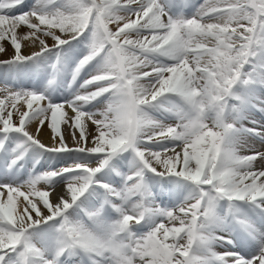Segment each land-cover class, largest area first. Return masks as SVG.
<instances>
[{
  "label": "rangeland",
  "instance_id": "1",
  "mask_svg": "<svg viewBox=\"0 0 264 264\" xmlns=\"http://www.w3.org/2000/svg\"><path fill=\"white\" fill-rule=\"evenodd\" d=\"M65 1L66 0L63 2ZM136 1L138 0H68L70 6L66 4L64 7L66 6V8H68V10H66L68 13L73 10L71 9L72 7L75 8L72 11L74 19L71 20L72 23H70V25H66L67 29H65L64 23L66 22L68 24L72 14L69 13V15L66 13L65 8H63L64 10L60 8L57 5V0L55 2L52 0L49 6L51 18L49 17L47 23H52L51 29L54 32L58 34L63 33V36L66 32V34L69 33L70 37L62 40L63 36L55 35V33L50 30H43V32L39 31L35 33L36 36L33 38L35 44L38 42L41 44L42 42V40H40L41 38L39 39L37 35L50 38L55 43H53L52 45L54 46L51 45L45 53L43 51V56L39 57L38 53L34 56L36 61L38 57L44 58L46 55L51 57L50 60H46L48 63L44 69L45 76L43 75L39 82L43 81L49 86L57 82L61 84L59 85L62 86L64 90L69 91L70 85L66 84L68 81L67 78L70 74L73 75L72 73L75 71L77 73V68H80L75 62L73 63L75 57L79 58L80 55L75 54L74 56L71 52H75L79 47H82L85 51V53L80 56L82 62L88 58L93 59L88 60L90 67L81 69L80 79L83 82L82 87L87 86L84 77L86 73L92 69L99 70L106 74V78H108L105 80L106 86H111L113 90L110 92L109 98L107 96V98L104 99V103L109 106V109H116L117 111L115 115L116 117L118 116V119L111 123L117 142L123 144V148L121 151L119 150L120 155L115 159H119L122 173H126L130 176L129 183H127V185H121V182L113 184L106 180V186L103 187L102 191L97 192V212L92 215H82L83 217L85 216L84 219H89L91 224V227L84 229L85 224L81 221L79 213H77L74 208L69 209L65 213L64 208L61 209L65 206L67 200L74 195L72 186H75V184L69 180V178H72L75 174L67 172L68 168L64 161L57 160L53 166L47 169L45 167L42 170H37L39 175H32L31 172L26 173L27 176L24 178L27 184L25 183V186L29 193L34 192L33 187L38 185V183L45 187H52L58 181L61 183L60 187L56 188L58 193L52 199L53 201H49L45 205L38 204L39 209L32 214L33 219L45 217L43 211L46 209L47 212L45 215L54 211L58 216L53 220L49 218H44L43 220L42 218L40 224L35 220L22 222L19 221L18 218H4L0 214V264L12 263L10 258H2L4 253L14 244L19 245L17 248L18 252H15L16 254L14 255L16 261L19 259L22 264H52L43 262L41 259L23 257V245L26 246L39 243L42 245V249L45 253L53 256L65 249L70 252L69 249H71V247H76L81 250L84 233H90V235H94L97 238V256L99 259H104L105 264H120L119 258L117 257L120 254L127 258L128 264H193V262H189L187 259L185 260L176 255L175 249L172 251V247L169 246L174 244L172 241H165L167 247L171 249L168 250V254L165 250L160 251V249H164V245L159 235L154 233L153 229L156 228L157 224H161L162 227L160 236H163V231H175L178 226L185 225L188 221H193L197 227H210L215 234L218 232V236H223L231 234L235 230V226L228 221V216H225V208L223 207L229 208L230 213H233L234 217H237L238 221H241L242 224H250L257 216H264V202L262 206H260L258 213L253 211L248 212L235 204V206H233L230 204L232 203L230 200H228L226 204L225 202L219 203V199L222 197L220 191L224 184L217 183V180L216 182L213 181L212 176L214 175V179L215 176L218 179V176L222 172V165H224L225 162L215 163L214 166L211 161L214 160L219 151L224 152L226 150L222 144L225 132L222 127L218 129L215 121H212V124L210 123V125L207 126V130L203 131V135L208 138L200 137L201 135H199V133L201 131L198 129L199 126L196 121L191 123L192 126H186L183 122L184 118L186 119L189 113H183L184 115L179 114V117L173 116L174 118L167 117L166 115L171 113L173 107L176 111H180L181 108L179 104H177L178 106L176 107L175 102H180L181 98L179 97L181 96L177 97L176 95L175 97V92L179 93L183 91V88L180 89V86L177 85L176 90L170 94V92H166L170 90L168 82H166L167 84H159V79L164 78L166 76L165 74H168L167 69L169 66L171 67L172 64H174V61L167 56V52H174L176 49H178L179 52H183L193 47L196 50L203 49L201 52L191 53L192 56L188 63L189 66L188 64H181V68L183 69L180 70L179 76H191L199 83V86L197 84L196 86L195 84L192 86L193 90L196 91L198 89V91L190 94L191 98H196L197 95L202 96V94L204 95L205 93H207V95L205 94L206 96L204 95L205 97L212 96L215 92V94H217L216 102L209 104L211 108L208 113L210 117L216 118L218 114L225 113L229 106H235L236 103L230 104L232 103L230 92L232 91L231 89H234L232 88L233 83L235 80H238L242 85H238V88L244 90L246 95L253 94L251 97L260 101L255 99V101L260 104L262 113H264V0H253L255 7L253 11L249 9V6H251L249 0H189L191 1V5H188V7H186L187 4L185 0H178V2L175 3L176 14L178 8L181 9L182 6H184L186 10L182 12L181 17L176 18L175 16L171 19V24L174 25H171L169 31L172 32L173 35L172 42L168 41V43L165 42L163 38L166 29L160 26L161 23L159 20H155L154 18L151 23L152 26L150 27L139 26L141 22L146 23L148 13L144 11L142 7L135 5L137 4ZM21 2L23 3V0L20 1L18 5H20ZM161 2L163 6L164 0ZM171 2L170 0H165L167 5L171 4ZM32 4H34V2ZM153 8L163 12L161 6H153ZM218 9H221V11H218ZM27 12L28 9L20 7L8 16L11 17L10 19L14 18L19 20V17ZM89 14H91L90 17ZM174 19L179 20L181 23L179 24V21ZM176 23L179 25L177 26ZM3 30L5 33H2L3 36L1 41L11 50V40L8 37L7 30L5 31V28ZM106 35H108V37ZM208 46L209 48H207ZM3 48H0V50ZM39 48L40 46L36 49ZM28 49H30V47ZM204 49H206V51H204ZM114 50L120 54L121 60H116ZM144 53H151L152 56H158V58H160L157 59V61L159 60L157 64L160 65L159 68L161 70L155 77L152 76V72H147V75L143 74L145 70H150L147 68L146 64L142 65L145 61ZM207 53L209 57H207ZM201 54H205V56ZM70 55L73 56L70 57ZM184 55H186V53ZM152 56L150 57L153 58ZM10 57L12 56L2 57L0 55V62L3 63L2 60L4 59L10 62ZM201 58L207 59L202 69V73L204 74L201 73V70L195 71L198 69V61H200ZM169 59H171V62ZM81 60H78L77 64ZM16 61L18 60L16 59ZM59 64H61V67ZM64 68L65 70H63ZM4 69L5 68L0 67V79L2 80L9 79L12 75H17L21 68L16 66L14 69L11 67L8 71ZM140 69H143L142 74H138ZM124 71V76L127 77L129 81L133 79H135L137 83L143 81L147 83L146 88L137 91L135 88L133 90L132 86L134 83L129 84L131 87L126 85L123 82V79H127L123 77ZM140 75L144 76V79H139ZM201 76L202 79H205L204 81H207V84H205L206 87L202 86L204 84H202ZM136 78H138V80ZM181 81H179V83ZM1 84L0 82V88ZM89 87H92V85L90 84ZM204 88L206 92H201L200 89L203 90ZM78 90L79 88L77 87L75 91ZM158 90H162V93H157L160 99L159 101H154L152 100V96H155L154 93L156 91L158 92ZM188 90H190V87ZM141 91L142 93L140 94ZM38 92V89H36L30 94L33 93V95H37L39 94ZM15 96L16 93L14 94V92H11V94L6 93L5 95L0 91V136L5 134L4 137L8 140L4 147H0V165L2 166V170L5 171V175L11 172L13 173L17 171V169L22 172L26 170L23 162L17 163V160H12L9 157L11 155L20 156L24 149L29 146L28 144L31 146V144L36 143L33 134L23 127L29 113L22 114V112H20L21 109L16 107L14 102ZM2 97H4V99ZM110 98H113L115 102L118 103L116 104L117 108H111L115 102H113L111 106ZM192 99L190 101L194 103ZM183 101L186 100L183 98ZM138 102L141 104V107H139L140 105ZM152 103L158 107V109L160 108V111H162L161 114L164 115V117H160L162 120H157V123L151 120L156 124H152L148 120L145 121L148 115L144 111V105L145 107L147 106L146 108H149V104ZM188 103L190 104V102H187V104ZM80 104L87 106L90 103L82 100ZM131 104H133L135 112L132 124L131 121L128 120L127 115L128 107ZM4 106H8L10 112L8 111L7 113L1 114ZM243 107L246 108L245 105ZM198 110L200 109H196L197 113L199 112L200 115H203ZM156 116H158V114H156ZM188 127H194V129L190 131L191 128ZM103 128L105 129L106 126H103ZM163 130L164 133L160 134L163 135L164 138H174L176 140L178 139L177 135L183 136L180 145L185 146L184 149L188 161L194 169L191 174L192 178H188V183L182 182L178 185L176 181H172L171 184L167 185L162 183L160 187L165 191L171 190L175 194H180V188L182 191L188 189L187 191L189 194L187 195L186 192L185 194L187 196L181 198V202L186 206L188 205V213L187 216L175 217L173 211L169 210L168 205L163 206L157 201L158 204L151 202L150 206L154 208H151L148 214L143 215L141 217L143 219L138 220L140 217L138 214H134L133 204L129 200L131 197L135 198L137 195L135 186L137 185L141 171L143 169H151L154 164L146 163L148 161L144 160L143 162L140 161L139 158L135 156V148L141 145V143L153 140L152 132H163ZM132 135L133 137L131 138ZM84 139L85 138L80 139V142H83ZM200 139H205L206 141L201 144L199 141ZM124 143L128 144L125 145ZM68 153L69 150L58 153L55 156L61 157ZM44 159L46 160L47 158ZM152 161L154 163V159ZM152 169L153 171L156 170L153 167ZM59 176H62V178ZM79 178L81 179V176H79ZM5 186L7 185L0 183V191L3 190ZM130 186H134L131 192L127 190ZM8 188H10V186H8ZM250 191H252L251 196H254L255 191ZM236 198L246 200L249 196L242 193L237 195ZM164 213H167L169 217L171 216V220H165L163 218L157 219V215L159 217V215ZM245 214H247L248 217H246ZM32 221H34L36 227H34L35 224ZM131 222L134 224L137 222L139 223H137V225H130ZM125 224L127 225L125 226ZM36 230L38 231L34 233ZM181 244L184 248L187 245L186 241H183ZM102 249L108 252H101ZM11 250L15 251L16 247L10 249L9 252ZM17 253H20V258ZM6 254L7 253H5V256ZM67 257L68 256L61 260L60 263L87 264L84 261V254L81 252L74 254L76 260L73 263H69ZM98 258L90 262V264H96V261L99 260ZM12 261L14 262L12 264H15L14 259H12Z\"/></svg>",
  "mask_w": 264,
  "mask_h": 264
},
{
  "label": "bare ground",
  "instance_id": "2",
  "mask_svg": "<svg viewBox=\"0 0 264 264\" xmlns=\"http://www.w3.org/2000/svg\"><path fill=\"white\" fill-rule=\"evenodd\" d=\"M20 1L22 0H0V48L4 47L3 49H1L3 51L0 50V55L2 57L12 56L9 58L10 62L6 61L5 59L2 60L3 63L0 62V67H3L5 68L4 70L8 71L9 69H11V67H13L14 69V66L16 65L21 66L19 76L14 77L12 75L13 77L8 79L7 82H4L3 80H1L3 81L2 83L4 85H1L0 91L2 92V94H5V95L6 93L11 94V92H14V94L16 93V96L14 97V102L16 104V107H19L21 109L20 112H22V114L29 113L23 127L25 130H28L31 134H33L34 141L36 142L35 143L36 146H34L33 148L40 149L39 153L37 152L38 154L36 156H33L32 160L34 163L39 164L41 162L42 158L40 159L39 155L41 154V151H43V154L46 153V149L56 150L62 147H66L70 149L71 148H76V149L84 148V147H81L79 139L85 138L86 140L85 148L89 152H93L96 155H98L99 153H107L105 154V157H101L100 159H98L99 161H97L96 163H91L89 165L91 169H89V167L85 169V170H89V173L92 174L98 171L100 168H102L106 164L107 162L106 160L114 156L115 153L121 149V145L117 142L116 135L113 132L114 131L113 127H110V124H112L111 122L117 120L118 116L116 117L114 110L109 109L108 108L109 106H107L104 103V99H106L107 96L109 98L110 96L109 94L110 92H112L113 88H111V86H106L105 80L108 78H106L105 73H102L99 70H93V69L86 73L84 78L86 80L87 86L82 87L83 82L81 81L77 73L80 71L81 68L90 67V63L88 60H85L84 62L80 61L78 64L76 63V65L78 67L81 66V68L79 69L77 68V73L74 70L75 72L73 71L74 72L72 73L73 75L70 74L69 78H67L68 81L66 82V84L71 86V89L68 92L64 91L63 87L60 86L61 85L60 83L59 85L57 82H54L53 84H50L49 86L47 85V83H44L43 81L39 82L40 81L39 78L44 75L43 69L45 68V66H47L46 60L47 59L49 60V57L46 55L44 58H39V69H35V67L38 68V62L36 61L34 56H36L37 53L41 54L46 48L51 47L54 41H52V39L50 38H45L41 35H37L39 39L41 38L40 40H42V42L41 44L39 42L35 44L33 42V38H35L36 36L35 33H38L39 31H42V30L44 31L50 30L54 32L51 29L52 23H47V20L49 19L50 14H51V11L47 10V7L50 5L52 0H23V3L21 2L20 5H18ZM154 1L155 0L136 1L137 4L135 5L142 7V9L148 13V18L146 19V23L141 22L139 23L140 24L139 26L150 27L152 26L151 25V23L153 22L152 20H154L155 18V20L160 21L161 23L160 26H163L166 29L165 30L166 32L163 35L165 42L167 43L168 41L172 42V33H169L171 20L170 18L164 16V13H161L160 11L156 13L154 11L153 9ZM249 1L251 2L252 8L255 9L254 4H253L254 1L253 0H249ZM33 2L34 4H32ZM57 2L59 6L61 5V7L66 5L64 3H67V5L70 6V4L67 1L63 2L59 0ZM185 3L188 5V0H185ZM18 6H20L21 8L25 7L26 9H28V12L20 16L19 20L14 19V18L10 19L11 17L8 15L12 14L14 10H18L20 8ZM219 10L221 11V9H218V11ZM72 19H74L73 14L71 15V18L69 19L68 24L66 22L64 23L65 29H67V26L70 25V23H72L71 22ZM180 23L181 22L179 21V24ZM179 24H177V26ZM4 28H5V31L7 30L8 37L12 43L11 50L8 49L5 43L1 41ZM54 33L55 35L57 34L58 36H63V33L62 34H58L57 32H54ZM106 36L108 37V35ZM69 37H70L69 33L66 34L65 32L62 40L67 39ZM38 46H40V48L36 49L38 48ZM29 47L30 49H28ZM200 47H203V46H200ZM207 48H209V46ZM190 50L192 51V48ZM178 52H179L178 49H176L175 52H169V53L167 52L168 53L167 56L171 58L175 62V64L172 65L171 67L169 66V68L167 67L168 74H165L166 76L164 78L159 79V84L161 85V83L168 82L170 90L166 92H170V94H172L176 90L177 85L180 86V89L183 88V91L179 93L175 92V97L176 95L177 97L181 96L179 97L181 98L180 103L183 105L181 112L191 113V114H188V117L186 116L187 118L184 119L183 122L185 123L186 126H188V125H191L193 121H196L201 131L199 133V135H201L200 137L208 138L203 135V131L207 130V126H209L210 118L209 117L207 118V114L203 112L208 110L209 105L207 104L216 102L217 94H215L214 92V94L212 93L213 94L212 96L205 97L202 94V96L197 95L198 98L197 97L193 99L191 98L190 94L198 91V89L196 91L193 90L192 86H194V84L195 86L196 84L199 86V83L195 81V79H193V77L191 76H187V77L179 76L180 70L183 69L181 68V64L183 63L185 65L188 64L190 62V59L187 58V55H186V56H183L184 58L180 61L179 59L180 56ZM43 54L44 53H42L40 56H43ZM115 54H117V59L121 60L120 54L119 53H115ZM201 55L205 56V54H201ZM208 55L209 54L207 53V57H209ZM14 57L18 61H16ZM29 57H30V61H28ZM144 58H145V61L142 63V65L146 64L147 68L150 70L149 71L145 70L143 74L147 75L148 73L152 72V76L155 77L156 74L160 72L161 70L157 62L152 63V61H157V59H154L151 57H148V58L144 57ZM171 59H169V61ZM205 61H207V59ZM59 65L61 67V64ZM201 68L202 69L204 68V59H200V61H198L197 71L201 70ZM63 70H65V68ZM142 71L143 69H140L138 74L140 73L142 74ZM123 77H124V74H123ZM127 79H123L124 82H126ZM136 79L138 80V78ZM204 80L202 81L204 84H206L207 81H204ZM179 81L181 82L179 83ZM130 83H134L132 86L133 90L135 88L137 89V91L146 88V84H147V83H144L143 81L137 83L135 79H133ZM88 84L89 85L91 84L92 87H89ZM127 85H129L128 81H127ZM136 85H139V86H136ZM235 85L237 86L238 82L234 84V86ZM74 87H78L79 90L75 91ZM189 87H190V90H188ZM36 89H38V91L40 92V93L38 92L39 94L37 95L30 94V92ZM161 91L162 90H158V92L156 91L154 93L155 96H152V99L154 101H159L160 96L157 93L160 94ZM200 91L203 92L204 90H200ZM141 93L142 91L140 92V94ZM232 93L238 99H244V96L240 92L233 91ZM105 95L107 96L103 97ZM258 96L261 97L260 95ZM183 98L186 101H183ZM110 99H111L110 105L112 106V103L115 102V100L113 98H110ZM191 99L194 101V103L190 101ZM82 100L89 101L92 105L90 106L81 105L80 103L82 102ZM148 102H149V99H148ZM187 102H190V104L189 103L187 104ZM245 102L248 103V105L251 108L260 109V106H258L257 103L252 102V100H246ZM115 104H118V103L115 102ZM139 105H140L139 107H141L140 103ZM149 105L152 107L154 106V104H149ZM114 106L116 107V105H114L113 103V106L111 108H114ZM146 107L144 108L147 110L148 108ZM196 109H200L198 111H200L201 114L203 115L201 116L199 112L197 113ZM233 110L240 111L239 114L234 115L236 116L237 120L235 121L234 118L230 117L229 113H227V116H225L224 119L226 122H230L233 125H235V127H237L238 129L236 131H233L232 135L229 134L230 130H226V136L222 140V144L224 145L226 150L224 152L219 151L218 155L214 158V160L211 161V163H213L215 166V163L228 162V161H232L238 158H243L248 155V158H245V159L249 160L248 162L254 165L253 168H255V170H263L264 169V113L263 115L262 113L261 114L254 113L252 111H247L246 109H242L238 106L230 109V111H233ZM8 111H9V107L4 106L1 114L7 113ZM171 113L172 114L176 113L177 116L179 115V112H176L174 108L171 110ZM133 117H134V111L131 106L130 115L128 116V118L131 120ZM155 117L156 116L154 114L151 116H147L145 121L148 120L152 124H156L158 122L157 121L158 118H155ZM151 120L156 121V123L152 122ZM104 123H107L106 129L103 128ZM178 127H179V124H178ZM188 128H191V127H188ZM192 129H194V127H192L190 131ZM160 133L163 134L164 130L163 132H159V131L152 132V135L154 138L152 141L145 142V144L138 145L136 147L137 155L139 157H142L144 161H148L149 163L154 164V166L152 167L155 168L156 170H154L153 174L152 172L145 170L142 173V175L139 176V182L137 183L135 187H136V190L138 191L142 188V186L148 185L149 183H151L152 179L154 178L153 183H152L153 187H151L153 195H156L158 198H160L161 196V198L159 199L160 201L162 202L165 201L166 204H172L173 207L175 208L176 207V205L174 206L175 201L171 197L170 193L162 192V189L160 187V185H162V180L160 178V175L161 174H166V175H169V174L176 175L177 174L180 176H184V178H192L191 174L193 173L194 168L186 157V151L184 149L185 146L184 145L181 146L180 144L179 145L174 144L175 141H179V139H181V137L183 136L177 135L178 139L176 140L174 138L165 139L163 135H161ZM4 136L5 134L0 137H4ZM162 138H164L165 140L162 141L161 140ZM199 141L201 144H203L206 140L200 139ZM31 154L35 155L36 153L34 151ZM20 156L11 155L10 157L12 159H18L20 158ZM93 156H94L93 154L73 152L72 154L65 155L61 159L64 160L68 164L67 165V168H69L68 172L70 170L79 172V171H84V169L81 167L82 165H84L82 164L81 159H87V160L89 159V161H92L91 159L93 158ZM74 159L78 161H75ZM153 159H154V163L152 161ZM55 160H58V158H54L50 162L52 161L54 162ZM68 160H73L75 162L73 161L69 162ZM77 162H80V163H77ZM49 167L51 166H49L48 164L46 166V169ZM4 172L5 171L2 170V166L0 165V183L7 185L5 186V188L3 187L4 188L3 190L0 191V214L4 218H11V219L18 218L19 221L29 222L31 220H34L32 218V214L37 209H39L38 204L43 203L45 205L47 202L53 201L52 198H54V193L56 192L54 188H52L51 190H48L46 189L44 185L38 184L35 187H33L34 192L29 193L25 186L27 183L25 181V178H24L25 176L23 175L22 171H19L17 169V171H14L13 173L11 172L10 174H6V175L4 174ZM99 175L103 177L102 180L99 182L100 185L103 187L106 186V184H104L103 182L104 179L106 178L108 179L112 178L113 180L115 179V180H119L120 182H127V183H129L130 181V176L126 173H122L121 166L119 165V163L114 164L113 167H111V170L109 169L107 171L105 170L103 172H99ZM90 177L91 175L87 174L85 179L81 180L78 174H75L74 176H72V178H69V180L75 184V186H72L73 188L72 187L71 188H72V192L74 193L75 197H77L78 200L88 201L89 195H91L93 192L96 191L97 187H92L91 183H89ZM212 179L213 181L216 182L217 177L215 176V179H214V175H213ZM229 179H237V178L234 176L232 177L230 176ZM249 182H250V179L245 178L243 180H239L238 185L243 188L241 190V193L248 195L250 200L242 201V200L234 198L233 205L235 204L236 206H240L248 210L256 211L259 208V206L262 205V202L264 201V196L257 195L256 191H255L254 196H251L252 191L250 190H254L256 189V187L253 186L248 189H245V187L249 184ZM8 186H10L11 189L8 188ZM258 186L260 188L264 186V176L260 179ZM133 187L134 186L132 187L130 186L127 188V190H130L131 192L133 191L132 190ZM86 188L88 190V193L86 192L83 193V189H86ZM228 190H229L228 186H224L221 189V191L224 193ZM237 193L239 194V192ZM137 196L138 195H136V197ZM224 202L226 203V199L224 198L219 199V203H224ZM143 206H144L143 208L145 209L146 204H143ZM187 207L188 205L183 207V210L185 212L184 214L186 215L188 213ZM174 208L172 210L174 216L180 215L181 213L176 212ZM43 212H44L43 215L46 218L52 215L54 211L46 215L45 213L47 212V210L45 209ZM133 212L134 214L139 213V211L136 210L135 208ZM224 212L228 213V209L225 208ZM170 217L167 213L161 214L159 215V217L157 216V218H163L165 220H169ZM42 218L43 217H39V218L37 217V220L40 222ZM255 226H256V233H251L252 234L251 238L247 236H240V235L238 236L237 234V236H235L236 237L235 239H233L232 237L224 238L226 240L224 242L222 241L220 242L216 240L215 237L212 234H209L207 231L200 232L202 233L201 235L196 234V231L192 230V228L194 227V223L192 222L186 223L185 225L178 226L176 228L177 229L176 232L171 231V230L167 232L163 231V236H160V233L162 232L161 224L160 225L157 224L156 228L153 230H154V233L159 235V238L162 244L164 245L163 246L164 249H160V251L165 250L168 254V250H171L170 247H172V251H174V249L176 250L175 251L176 255L179 254V256L185 260L186 259H190L193 261L195 260L196 262L194 264H264V219L258 218ZM37 231L38 230H36L35 232ZM197 236L203 238V240H200L198 245L196 244V242H198L196 240ZM192 238H194L193 241H192ZM166 240L172 241L174 244L169 245L170 247L168 248L165 242ZM183 241H186L189 244V253L185 256L182 253L184 248L181 243ZM227 242H229V244L231 245H228ZM73 250L74 248L72 249V251ZM15 252L16 250L15 251L11 250L10 252L8 251L5 258L8 257L11 260L14 259L15 264H20V261L19 260L16 261L14 258V255L16 254ZM25 252L29 256H39V257L41 256V258L44 253L42 249V245L39 243L26 246ZM121 255L122 254L117 256L119 258V263L128 264L127 258ZM193 255L194 257L195 256L197 257L194 258ZM56 264H60V263L56 262ZM97 264H105V261L99 260ZM112 264H115V263H112ZM170 264H173V263H170Z\"/></svg>",
  "mask_w": 264,
  "mask_h": 264
}]
</instances>
